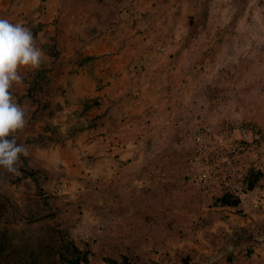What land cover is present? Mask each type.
<instances>
[{"label": "rangeland", "instance_id": "374dc122", "mask_svg": "<svg viewBox=\"0 0 264 264\" xmlns=\"http://www.w3.org/2000/svg\"><path fill=\"white\" fill-rule=\"evenodd\" d=\"M0 18L44 53L11 89L29 155L0 168V264H264V192L177 186L184 131L264 128V0H0Z\"/></svg>", "mask_w": 264, "mask_h": 264}, {"label": "built area", "instance_id": "2783aa9c", "mask_svg": "<svg viewBox=\"0 0 264 264\" xmlns=\"http://www.w3.org/2000/svg\"><path fill=\"white\" fill-rule=\"evenodd\" d=\"M179 142L185 155L183 188L204 198L228 190L241 200L264 192L263 127L242 118L200 122ZM156 177L165 180L168 174L161 171Z\"/></svg>", "mask_w": 264, "mask_h": 264}, {"label": "clouds", "instance_id": "9594fccd", "mask_svg": "<svg viewBox=\"0 0 264 264\" xmlns=\"http://www.w3.org/2000/svg\"><path fill=\"white\" fill-rule=\"evenodd\" d=\"M44 53L35 45L30 29L20 23L0 18V168L19 171L21 157L28 148L18 142L17 132L26 125V112L13 97L14 84L22 83L21 68L38 70Z\"/></svg>", "mask_w": 264, "mask_h": 264}, {"label": "trees", "instance_id": "16d2710c", "mask_svg": "<svg viewBox=\"0 0 264 264\" xmlns=\"http://www.w3.org/2000/svg\"><path fill=\"white\" fill-rule=\"evenodd\" d=\"M221 201L224 203V204H231V202L228 200V198L232 197V198H236V199H239L237 198L232 192L226 190L224 195L221 196Z\"/></svg>", "mask_w": 264, "mask_h": 264}, {"label": "crops", "instance_id": "0c3cea01", "mask_svg": "<svg viewBox=\"0 0 264 264\" xmlns=\"http://www.w3.org/2000/svg\"><path fill=\"white\" fill-rule=\"evenodd\" d=\"M161 170V169H160ZM157 174H159V172L157 173ZM158 179V182H161V184L162 185H165V186H170L171 184H169L170 182V180H168L169 178H166L165 180H163L161 177L160 178H157ZM177 186L178 187H180L181 189H182V184H181V182L179 183V181H178V184H177ZM195 196H201V195H199V194H196L195 193Z\"/></svg>", "mask_w": 264, "mask_h": 264}]
</instances>
